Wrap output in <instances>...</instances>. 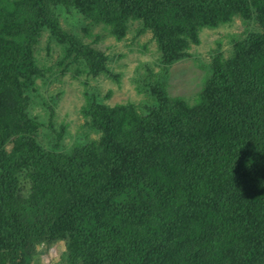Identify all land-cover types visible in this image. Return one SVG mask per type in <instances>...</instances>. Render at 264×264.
I'll return each instance as SVG.
<instances>
[{
  "label": "trees",
  "instance_id": "trees-1",
  "mask_svg": "<svg viewBox=\"0 0 264 264\" xmlns=\"http://www.w3.org/2000/svg\"><path fill=\"white\" fill-rule=\"evenodd\" d=\"M59 9L117 40L134 22L164 69L205 29H252L204 66L193 103L164 76L140 107L86 91L84 136L65 147L54 108L48 125L33 114L43 35L78 75L111 74V59L63 31ZM59 241L54 264H264V0H0V264H40Z\"/></svg>",
  "mask_w": 264,
  "mask_h": 264
},
{
  "label": "rangeland",
  "instance_id": "rangeland-1",
  "mask_svg": "<svg viewBox=\"0 0 264 264\" xmlns=\"http://www.w3.org/2000/svg\"><path fill=\"white\" fill-rule=\"evenodd\" d=\"M57 13L63 31L77 34L85 43L104 52L111 59V74L93 77L85 72L78 75L76 66L62 62L63 46L51 37L50 32L43 35L38 45L37 60L46 68L47 75L39 81L41 98L37 100L33 114L48 125V107L54 108L55 128L60 130L61 126L66 127L62 142L65 147L72 146L84 136L82 108L86 102V91L96 94L107 105L134 103L140 107L148 99V83L164 76L172 95L186 97L193 103L205 74L204 66L218 54L230 57L234 42L247 37L248 28L252 29L251 25L240 18L220 28L205 29L200 34V44L190 50L191 58L164 69L152 33L140 34L134 22L130 24L125 38L117 40L99 26L88 27V21L79 15L69 14L62 9ZM85 27H88V32L84 30ZM99 35L102 38H97ZM42 132L43 136L49 130L46 128ZM89 133L91 139L96 138L93 132ZM65 251V243L61 241L51 246L42 245L39 248V262L57 263Z\"/></svg>",
  "mask_w": 264,
  "mask_h": 264
}]
</instances>
